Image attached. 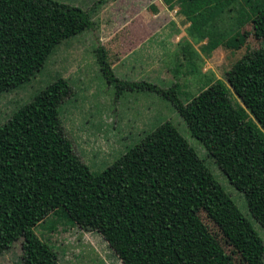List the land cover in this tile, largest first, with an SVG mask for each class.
<instances>
[{
  "label": "trees",
  "instance_id": "16d2710c",
  "mask_svg": "<svg viewBox=\"0 0 264 264\" xmlns=\"http://www.w3.org/2000/svg\"><path fill=\"white\" fill-rule=\"evenodd\" d=\"M162 1L179 7L190 31L214 19L225 4ZM250 8L262 13L264 0ZM93 25L87 12L55 0H0V94L28 82L60 42ZM254 37L264 42V23ZM243 43L237 35L230 44ZM96 58L106 80L169 99L264 228V49L247 51L224 79L185 102L176 83L162 90L121 82L103 47ZM70 92L58 78L0 125V255L22 240L23 264H59L54 247L34 231L54 216L99 234L123 264H236L200 219L204 212L246 264H264L263 238L170 122L103 171L90 172L63 132L59 106Z\"/></svg>",
  "mask_w": 264,
  "mask_h": 264
},
{
  "label": "rangeland",
  "instance_id": "374dc122",
  "mask_svg": "<svg viewBox=\"0 0 264 264\" xmlns=\"http://www.w3.org/2000/svg\"><path fill=\"white\" fill-rule=\"evenodd\" d=\"M55 1L87 12L94 25L60 42L28 82L0 94V125L63 78L71 89L59 106L63 132L80 161L90 172L99 173L161 123L170 122L264 240V228L252 219L244 196L207 157L169 99L106 80L96 58V51L103 47L121 82L152 83L162 90L176 83L179 98L190 101L215 80L224 79L247 51L264 49V42L254 37L264 23V11H251L254 0H225L222 12L190 31L191 22L179 7L170 9L162 0H106L102 6L95 5L98 0ZM237 35L244 37V43L232 47ZM199 217L225 253L236 264H246L207 215L200 212ZM34 231L54 247L59 264H123L99 234L85 232L62 217L48 216ZM21 243L2 253L0 264H23Z\"/></svg>",
  "mask_w": 264,
  "mask_h": 264
}]
</instances>
